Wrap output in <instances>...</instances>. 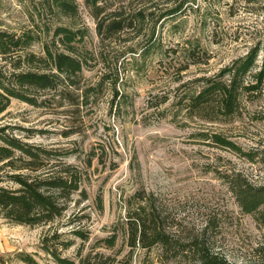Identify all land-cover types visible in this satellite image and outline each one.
<instances>
[{
  "label": "rangeland",
  "instance_id": "obj_1",
  "mask_svg": "<svg viewBox=\"0 0 264 264\" xmlns=\"http://www.w3.org/2000/svg\"><path fill=\"white\" fill-rule=\"evenodd\" d=\"M41 1L0 0V29L21 32L37 25L46 41L50 36L43 31L57 25L86 29L85 49L97 60L83 70L79 85L94 89L85 103L80 90L63 97L50 92L41 108L12 100L0 114V127L9 126L8 132L30 145L68 152L64 163L83 177L66 211L47 225L0 218V264H27L22 253L38 264H56L41 248L53 232L60 235L54 242L59 249L63 241L72 242L61 251L63 258L76 259L80 248L82 255L99 252L113 264H173L160 246L131 251L126 245L121 224L126 210L139 205L174 242L199 238L229 264H264V227L241 211L222 179L223 173L239 172L264 186V165L209 138L224 136L264 155V83L251 90L264 66V0H196L157 25L153 36L149 16L142 28L108 40L97 35L84 0H77L73 20L51 13ZM140 2L112 10L130 15L145 7L156 16L178 0ZM32 51L40 54V45ZM190 52L199 57L189 58ZM249 59L244 76L241 67ZM103 75L109 82L98 86ZM231 82L242 86L233 111L223 108L222 90ZM90 151L95 157L87 167ZM75 230L88 240L76 238ZM115 232L119 239L106 249L100 240Z\"/></svg>",
  "mask_w": 264,
  "mask_h": 264
},
{
  "label": "trees",
  "instance_id": "obj_2",
  "mask_svg": "<svg viewBox=\"0 0 264 264\" xmlns=\"http://www.w3.org/2000/svg\"><path fill=\"white\" fill-rule=\"evenodd\" d=\"M126 1L129 0H84L85 6L89 8L95 20L96 32L101 40H108L134 27L142 28V24L149 16H152L150 29L153 36L157 25L165 20L174 19L187 8L196 6V0H178L173 8L160 11L156 16L154 13L148 14L145 7L130 15H126L123 8L112 10L116 4H123ZM138 1H141L139 5L144 6L154 5L156 0ZM41 2L51 13L62 15L69 20L79 15L77 0ZM40 29L37 25L21 32L0 29V114L9 108L12 100L37 108L44 107L48 102L46 95L50 92L63 97L74 90H80L78 96L82 100L85 99L83 102L85 103L90 91L94 89L91 86L82 89L83 87L79 85L83 70L91 66L90 61L97 60L96 56L85 49L83 41L87 30L57 25L43 31L45 36H50V40L46 41L41 40ZM36 44L41 47L40 54L32 51ZM192 56L198 58L199 54L190 52L189 58ZM251 61L249 59L243 63L242 75L245 76L250 70ZM105 80L107 81L108 77L103 75L98 86ZM256 80V85L251 90L259 91L264 83V66ZM231 83L227 89L222 90L226 96L223 108L229 111H233L237 104V92L242 88L237 87L235 82ZM113 85L116 87L114 83ZM9 129V126L0 127V218L14 225L30 227L47 225L66 211L72 196L80 190L79 184L83 174L77 167L64 163L63 158L68 152L30 145L8 132ZM209 138L219 148L238 154L249 162L258 158L264 165V155L254 149L244 151L237 142L216 134ZM94 157V152L90 151L87 156V167L91 166ZM222 179L228 185L241 211L254 217L255 221L264 227V186L249 183L239 172L223 173ZM3 183H10L12 187L4 186ZM99 209H102V202H99ZM125 216L121 231L131 251L137 247L150 250L157 245L165 253H171L168 259L173 264H229L224 258L213 253L203 239L195 238L180 244L172 241L165 231L158 228L154 222L150 223L145 207L141 205L126 210ZM71 233L82 242L88 240V235L80 230ZM119 237L120 235L115 232L100 242L106 249L113 248ZM59 238L60 235L53 232L41 246L56 264H113L110 257L99 252L82 255L80 248L76 259L63 258L61 251L70 248L72 242L63 241L59 249L54 245ZM20 257L24 263L38 264L26 254L22 253Z\"/></svg>",
  "mask_w": 264,
  "mask_h": 264
}]
</instances>
